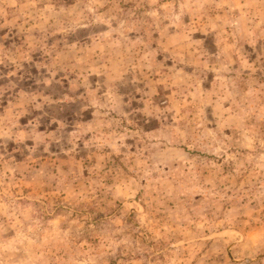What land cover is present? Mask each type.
Returning <instances> with one entry per match:
<instances>
[{"label":"rangeland","instance_id":"rangeland-1","mask_svg":"<svg viewBox=\"0 0 264 264\" xmlns=\"http://www.w3.org/2000/svg\"><path fill=\"white\" fill-rule=\"evenodd\" d=\"M0 264H264V0H0Z\"/></svg>","mask_w":264,"mask_h":264}]
</instances>
